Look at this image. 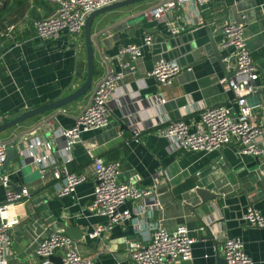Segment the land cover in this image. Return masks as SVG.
Listing matches in <instances>:
<instances>
[{
	"label": "crops",
	"instance_id": "1",
	"mask_svg": "<svg viewBox=\"0 0 264 264\" xmlns=\"http://www.w3.org/2000/svg\"><path fill=\"white\" fill-rule=\"evenodd\" d=\"M162 1H144L94 19L95 83L109 68L122 73L123 79L118 98L110 103L108 127L83 133L81 142L72 149L70 163L56 154L63 144L56 133L72 128L89 105L95 83L86 97L70 106L36 116L0 134L1 141H15L16 162L5 173L10 187L14 186L11 188L16 192H30L16 210L20 221L12 229L7 264H41L39 242L56 232L68 236L74 228L79 229L80 237L68 236L70 250L95 264H133L125 240L146 243L158 226L168 231L186 226L195 238L192 260L166 264H217L218 257L224 258L226 238L240 239L252 262L264 264V227L251 226L243 219L250 207L264 217V153L259 157L241 155L237 144L214 152L182 150L161 135L171 121L182 120L191 131L200 129L204 108L224 106L232 116H239L234 94L220 83L234 72L231 49L223 47V28L238 22L244 23L260 75L259 94L249 98L255 107L250 121L264 129V111L258 108L264 101V0H204L200 6L176 7L162 21L143 15ZM57 6L52 0H28L5 18L7 28L0 31V114L8 120L71 94L86 78L84 32L82 36L62 32L50 41H41L36 35L34 21L49 17ZM173 27L179 29L178 34H171ZM210 34L221 60L213 53ZM146 35L152 38L151 45L146 44ZM131 45L141 48L140 58L133 62L128 53L121 54ZM164 60L181 67L172 84L165 87L149 75ZM129 62L135 66V73L123 68ZM36 137L53 144L57 168L87 176L73 195L60 198L58 190L63 180L55 178L52 170L40 172L26 157L27 141ZM97 159L105 164L118 163L120 182H132L139 188L149 187L153 176L163 171L165 176L155 195L162 209L149 207L139 216L136 209L140 203L127 202L123 208L132 211L131 220L92 238L94 227L109 221L88 209L95 186L92 166ZM198 187L219 197L202 205L196 194ZM5 201L0 181V204ZM63 254L64 250L57 251L53 264H60Z\"/></svg>",
	"mask_w": 264,
	"mask_h": 264
},
{
	"label": "built area",
	"instance_id": "2",
	"mask_svg": "<svg viewBox=\"0 0 264 264\" xmlns=\"http://www.w3.org/2000/svg\"><path fill=\"white\" fill-rule=\"evenodd\" d=\"M57 3L56 10L49 17L34 21V28L37 37L41 41L56 40L62 32L73 36H82L87 16L106 6L121 2L122 0H52ZM198 4L203 5L204 0H164L161 4L144 11L147 18L162 21L168 13L181 5ZM171 26L172 23H169ZM179 29L171 28V34H178ZM225 40L224 48L231 49L234 59V72L230 77L222 78L220 83L224 88L233 93L240 107L241 113L234 117L222 107L204 108L202 111V127L191 131L190 126L182 121H171L161 131L163 137L174 141V144L182 149L195 152L219 151L223 146L237 144L240 154L259 157L264 153V129L253 124L250 119L253 116V107L249 98L259 94L260 86L257 85L259 73L249 50L245 26L243 24L228 23L223 28ZM146 44H152V38L145 36ZM128 53L131 61H136L141 56V48L131 45L121 50V54ZM124 69H130L135 73V66L129 62L123 65ZM181 72V67L171 61L157 63L150 76L163 86H169ZM123 76L109 68L102 78L93 86L90 103L76 118L75 124L70 129H59L56 133L61 141L58 156L66 163L72 161V149L81 142L83 133L91 130L105 129L109 125L110 103L118 98ZM264 87V82L263 85ZM264 111V101L258 106ZM63 114L65 110L61 111ZM8 118L0 114V125ZM24 153L40 172L45 173L52 170L55 178L62 179L63 185L58 190L60 198L73 195L75 188L87 180V176L69 172L66 168H57V159L53 154V144L42 137H36L27 141ZM15 141L0 140V170L7 160V150L14 147ZM95 181L92 202L88 209L96 214L109 219L108 224L99 225L90 234L93 238L101 237L104 233L112 230L115 225L130 221L133 217L131 210L123 206L130 201L139 202L136 214L143 215L149 207L154 210L160 209L161 205L155 199L157 188L161 178H164L163 171L158 172L152 178L149 187L139 188L135 183L120 182V171L118 163L105 164L102 160H95L92 166ZM5 188L6 201L0 204V264H7V256L11 251L13 242L12 229L19 223L20 216L17 208L24 205L30 197L27 189L15 192L9 184L5 175L0 178ZM150 199L152 203L146 204ZM162 209V208H161ZM248 224L254 227H264V217L253 207H250L243 218ZM195 238L191 230L182 226L175 231H168L162 226L154 229L150 240L140 243L135 240H125V246L133 264H166L169 261L175 263L188 262L193 258V246ZM71 239L60 233L52 234L50 237L41 240L37 246V255L41 264H53L51 258L59 250H64L61 264H95L91 259L83 257L77 251L68 247ZM222 254L229 264H256L247 256L244 250V243L240 239L226 238L222 246Z\"/></svg>",
	"mask_w": 264,
	"mask_h": 264
},
{
	"label": "water",
	"instance_id": "3",
	"mask_svg": "<svg viewBox=\"0 0 264 264\" xmlns=\"http://www.w3.org/2000/svg\"><path fill=\"white\" fill-rule=\"evenodd\" d=\"M144 1L148 0H122L121 2L106 6L105 8L96 10L92 13H90L87 16L86 24L84 27V40L86 43V59H87V73L86 78L84 81L80 84V87L71 92V94L52 102L51 104H47L38 108H33L32 110H28L23 112L21 115L16 117L13 120H7L3 124L0 125V134L6 130L15 128V126L20 125L21 123L32 119L39 115H44L46 113H50L54 110L61 109L67 106H70L72 103L79 101L83 97H86V95L91 90L93 84L95 83V77H94V70H95V58H94V43H93V32H92V26L94 23V19L98 16L104 15L107 12H111L114 10L125 8L126 6L143 3ZM240 24H244L243 22H238ZM211 36V43L213 46V53L214 55L221 60V55L219 52V47L217 46L216 42L214 41V36ZM125 129L126 127L123 126ZM7 160L4 163L3 167L0 170V178L4 177L6 172L9 170L10 165L14 164L16 162L17 155L15 153L14 147H9L7 150ZM225 159V157H224ZM223 159V161H224ZM222 163V161H221ZM14 187V186H11ZM15 191V190H14ZM16 192V191H15ZM196 194L200 199V204L206 205V203L211 202L219 197V195L209 189H204L201 187H198L196 190ZM68 236H73L79 238L80 232L79 229H72L70 232L67 233ZM55 260V256L51 258V261L53 262ZM62 262V259H61ZM60 262V264H61ZM54 263V262H53ZM217 264H229L224 258H217Z\"/></svg>",
	"mask_w": 264,
	"mask_h": 264
},
{
	"label": "trees",
	"instance_id": "4",
	"mask_svg": "<svg viewBox=\"0 0 264 264\" xmlns=\"http://www.w3.org/2000/svg\"><path fill=\"white\" fill-rule=\"evenodd\" d=\"M27 2L28 0H0V31H4L7 28L4 23L6 16L20 9Z\"/></svg>",
	"mask_w": 264,
	"mask_h": 264
},
{
	"label": "rangeland",
	"instance_id": "5",
	"mask_svg": "<svg viewBox=\"0 0 264 264\" xmlns=\"http://www.w3.org/2000/svg\"><path fill=\"white\" fill-rule=\"evenodd\" d=\"M0 139H2V136H0Z\"/></svg>",
	"mask_w": 264,
	"mask_h": 264
}]
</instances>
